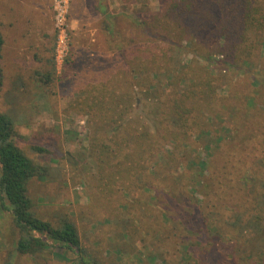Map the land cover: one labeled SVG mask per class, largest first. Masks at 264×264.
<instances>
[{"label": "rangeland", "instance_id": "1", "mask_svg": "<svg viewBox=\"0 0 264 264\" xmlns=\"http://www.w3.org/2000/svg\"><path fill=\"white\" fill-rule=\"evenodd\" d=\"M7 3L12 7L6 8V15L0 2L5 39L0 110L14 120L18 145L28 157L49 166L45 178H34L28 184L35 213L53 222L67 214L100 264L264 262V235L255 236L252 244L247 237L230 233L234 218L248 206L247 183L255 181L256 192L264 194V86L260 85L264 43L256 42L252 58L239 54L228 65L218 63L224 57L213 48L197 52L183 46L184 63L187 58L203 66H209L210 58L217 63L212 64L216 94L210 104L200 101L194 109L201 130L177 150L174 141L158 147L165 152L158 153L159 165L146 166L123 187L120 177L109 179L100 169L92 149L95 123L80 107L71 105L81 94L76 85L79 73L91 62L115 60L117 47L128 52L132 39L139 46L146 43L145 30L133 22H146L164 32L165 20L159 16L163 0H30L26 9L35 22L23 30L14 23L17 1ZM101 7L113 14L110 23L118 34L112 43L104 30ZM171 31L176 39L175 30ZM262 34L258 40H264ZM157 45L167 47L162 36L150 46ZM162 67L164 77V59ZM163 84L167 85L165 79ZM156 94L169 99L168 94ZM131 95L134 100L126 120H140L153 131L157 100L140 87L133 88ZM247 115L253 121L240 131V137L251 135L236 145L240 143L237 149L248 158L235 162L226 145L236 137L230 117L246 119ZM126 120L116 131L123 133ZM157 129V137L163 135L162 126ZM171 151L174 158L168 157ZM201 159H208L210 173L192 165ZM213 227L220 234L208 233ZM18 237L11 217L0 211V264H71L58 258V250L37 257L20 255L15 249Z\"/></svg>", "mask_w": 264, "mask_h": 264}, {"label": "trees", "instance_id": "2", "mask_svg": "<svg viewBox=\"0 0 264 264\" xmlns=\"http://www.w3.org/2000/svg\"><path fill=\"white\" fill-rule=\"evenodd\" d=\"M101 9L105 18L104 30L112 43L118 34L110 23L113 14L103 7ZM161 15L165 20V26H162L164 32L155 31L146 22H133V26L145 30L144 45L139 46L132 39V48L128 52L121 46L117 47L118 56L115 60L98 62L95 59L89 67H85L79 73L76 84L81 90V98L78 97L79 101L71 105L80 107L79 111L90 116L95 123L96 144L92 149L100 169L109 175V179L120 177L123 187L146 166L159 165L162 160L158 153L165 152L158 147L162 148V145L174 141L177 150L179 146L188 144L193 132L201 130L195 114L197 110L194 109L200 101L210 104L216 94L214 81L217 75L212 70V64L217 63L211 58L209 66L199 65L188 58L184 63L181 59L183 46H192L197 52L203 51L201 48H213L224 57V62L218 63L226 65L233 64L239 54H247V58H252L256 42L260 45L264 43V40L257 38L259 35L263 37L264 0H163ZM171 30H175L176 39L171 36L174 33ZM157 36H162L167 43L166 48L155 46L161 53L150 46ZM4 46L5 39L0 28V97L5 84L2 62ZM163 59L167 65L164 77ZM164 79L167 85L163 84ZM260 85L264 86V80ZM135 87H140L143 93L157 100L153 111V131L143 126L140 120H126L132 109L134 98L131 91ZM157 92L168 94L169 99H161ZM124 120L128 123L123 133L116 131V127ZM230 120L236 137L226 143L227 150L235 162H240L248 157L237 149L240 143L236 144L239 139L245 143L250 137L251 133L248 137H240V131L253 119L250 116L246 119L231 116ZM157 125L164 129L163 135L159 137ZM17 137L14 120L0 110V211L11 217L13 227L18 232L16 251L23 256L37 257L58 250V258L68 263L100 264L93 252L84 246L75 222L67 214L57 217L58 221L53 222L39 217L33 210L28 184L34 178H45L49 166L29 158L18 145ZM35 149L41 153L48 152L42 147ZM173 151L168 157L174 158ZM208 153L212 154L211 148H208ZM235 158L240 159L237 161ZM208 163V159H201L192 165L203 172L207 169L210 173L212 168ZM255 185V181L247 183L250 198L248 206L236 215L234 227L230 230V233H237V238L247 237L252 244L255 236L264 235V194L256 192ZM199 187H203V182H199ZM251 213L254 215L247 217ZM213 232L220 234L217 227L208 230V233Z\"/></svg>", "mask_w": 264, "mask_h": 264}, {"label": "crops", "instance_id": "3", "mask_svg": "<svg viewBox=\"0 0 264 264\" xmlns=\"http://www.w3.org/2000/svg\"><path fill=\"white\" fill-rule=\"evenodd\" d=\"M10 1H12V0H0L2 9L4 8L3 12L6 15H7L6 8L12 7L10 4L7 3ZM15 1H17L16 8H15V12H16L17 16H16V19L14 20V23L18 24L19 28H21L22 30H23V28L24 29H30V24L31 23L33 24L35 22L34 19L33 20L31 19V17L29 16V13L27 12V9H26L27 2L29 3L30 0H15ZM34 5H35V3H34ZM23 16H25V18L22 19L21 17H23Z\"/></svg>", "mask_w": 264, "mask_h": 264}]
</instances>
